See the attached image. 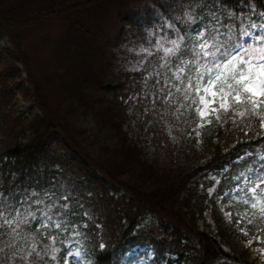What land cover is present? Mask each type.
<instances>
[{
	"label": "trees",
	"instance_id": "16d2710c",
	"mask_svg": "<svg viewBox=\"0 0 264 264\" xmlns=\"http://www.w3.org/2000/svg\"><path fill=\"white\" fill-rule=\"evenodd\" d=\"M201 2L0 0V191L48 189L70 197L63 216L68 231L47 229L62 249L57 260L45 254L51 242L35 223L19 230L16 248L35 243L41 252L28 264H63L64 250L78 248L94 264H131L138 256L127 252L134 245L157 251L161 264H264L255 242L246 246L264 220L247 223L253 210L245 196L229 206L230 216L218 205L228 188L246 175L255 178L264 130L251 116L233 123L223 113L221 122L213 115L198 127L199 116L187 102L180 112L178 103H164L161 77L168 73L171 80V73L155 47L170 46L161 40L175 36L168 22L186 38L195 34L196 26L183 22L189 11L206 23L207 12L215 11L221 23L212 26L240 42L249 18L264 23L258 15L264 0H222L221 9L204 10ZM226 10L237 17L229 20ZM55 24L60 30L51 31ZM183 58L192 59L188 53ZM155 72L161 76L149 75ZM174 101L183 102L178 93ZM246 153L252 155L233 163ZM227 166L211 196L210 173ZM74 225L81 235H72ZM32 233L34 240L23 239ZM5 239L0 235V248ZM166 253L179 258L171 261ZM80 260L71 257L69 264Z\"/></svg>",
	"mask_w": 264,
	"mask_h": 264
},
{
	"label": "snow or ice",
	"instance_id": "6c2138e0",
	"mask_svg": "<svg viewBox=\"0 0 264 264\" xmlns=\"http://www.w3.org/2000/svg\"><path fill=\"white\" fill-rule=\"evenodd\" d=\"M206 5L221 9L222 0H206V2L202 0L197 6L204 10ZM248 7L250 12H255L254 4H249ZM226 15L229 20L237 17V13L231 10H226ZM258 15L264 20V12ZM207 17L208 23L205 22L204 16H194L191 11L185 13L183 22L196 26L195 34L189 32L187 38L168 22L167 26L174 30L175 36L171 39L161 37V40L170 46L165 47L164 43H157L155 46L157 51L164 52L162 59L165 63L162 66L167 67L171 73V80L168 73H164L161 77L165 85L160 88L163 102L178 103L177 112L184 109V102H187V106L194 107L199 116L198 127H203L204 121L213 115L218 122H221V113H223L226 117L231 116L233 123L237 117L251 116L259 121L260 128L264 130V23L257 24L249 18V29H260V31L258 33L246 31L244 34L251 38L252 43L245 45L238 42V37L234 40L229 39L218 28L212 26L211 21L221 23V18L215 14V11H208ZM141 52H147L149 56L153 55L148 49L142 48ZM185 53L190 54L192 59H184ZM153 74L161 76L159 72L149 73L150 76ZM160 82L157 80V85ZM176 93L183 102L174 101ZM207 122L211 123V120L208 119ZM240 159L243 160L244 157ZM248 171L252 172V169L249 168ZM253 176L254 179L246 177V190L241 189L245 194L244 202L253 210L252 217L247 223H253L257 216L264 220V164L253 173ZM212 191L209 189L210 194ZM69 198L67 194L56 196L54 191L48 189L0 191V229H7L6 232L0 233L6 238L4 246L0 248V253H3L0 264H16L18 259L23 264H28L29 258L34 253L40 257L41 252L35 243L30 247L25 243L23 248H16V243L21 239L19 230L23 225L33 223L36 225V230H43L42 234L51 242L50 245H45V254L57 260V254L62 249L56 247L57 237L49 236L47 229L68 231L67 221L63 216L66 211H70ZM83 215L87 216L88 213L85 212ZM241 222L243 221H237L238 224ZM84 227L87 228V224H84ZM76 229L77 226L74 225L72 235H81ZM240 231L247 235L244 228ZM23 239L34 240L35 233L26 234ZM259 239L264 241V237ZM251 244L252 241L249 240L246 246ZM98 247L103 249L106 245L101 243ZM64 251L63 264H69L71 257H80L81 264H94L93 260L84 259L85 252L79 248L75 251L71 249ZM258 251L264 255V248Z\"/></svg>",
	"mask_w": 264,
	"mask_h": 264
},
{
	"label": "rangeland",
	"instance_id": "374dc122",
	"mask_svg": "<svg viewBox=\"0 0 264 264\" xmlns=\"http://www.w3.org/2000/svg\"><path fill=\"white\" fill-rule=\"evenodd\" d=\"M112 17V14H110L108 17H106V18H101L98 22L100 23V24H102L105 20H107V19H109V18H111ZM58 30H60V28H59V25L58 24H55V25H53L52 27H51V31H58ZM4 43V42H3ZM36 110L37 109H35V112H36ZM230 201L228 200V203H229ZM224 206V205H223ZM227 206V205H226ZM264 237V236H263ZM260 238V237H259ZM259 238H257V241H259V242H261V240L259 239ZM261 248H264V241H263V245L261 246L260 245V247H259V249H261ZM259 255L264 259V255H262L261 254V252H259Z\"/></svg>",
	"mask_w": 264,
	"mask_h": 264
}]
</instances>
